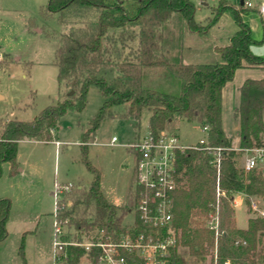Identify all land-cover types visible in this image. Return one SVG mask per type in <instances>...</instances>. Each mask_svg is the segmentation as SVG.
Segmentation results:
<instances>
[{
	"label": "trees",
	"instance_id": "trees-1",
	"mask_svg": "<svg viewBox=\"0 0 264 264\" xmlns=\"http://www.w3.org/2000/svg\"><path fill=\"white\" fill-rule=\"evenodd\" d=\"M48 0L41 13H60V22L68 24L63 14L73 8H96L97 21L75 22L58 48L54 65L61 97L44 109L32 121H0V177L2 164L16 167L17 145L22 139L44 138L50 141L60 118L68 111L82 112L87 104L90 87L98 88L105 101L82 133V162L92 174L89 188L73 186L64 191L59 201V218L68 220L80 240L84 234L104 231L114 239L126 230L125 221L136 206L139 187L136 166L124 206L110 202L101 189V173L88 158V145L94 143L102 121L114 114L112 108L124 105L123 116L138 124L145 113L150 115V136L157 140L168 125L177 121L208 126L206 145L223 148L220 167L213 166V156L199 149L176 152L177 187L173 197V227L177 246L171 251V264H183L180 251L187 249L197 259L209 257L214 264L215 249L218 264H264V217H251L244 229L236 226L234 199L245 197L249 206L254 198L264 201V171L246 170L242 163L244 150L264 147V78L247 79L239 88L240 101L234 111L239 122L240 147L233 148L232 139L222 126V96L226 84L234 79L238 69L264 68V57L254 55L250 27L242 21L241 9L220 0L213 8L208 25L195 21L196 7L192 0ZM231 8L238 31L226 46H216L221 61L213 64L172 63L170 52L164 49V26L178 14L194 32L207 33L222 12ZM249 8V7H248ZM260 12V11H259ZM264 27V21L262 22ZM115 68L118 74L111 80L101 72ZM160 69L159 80L147 83L144 69ZM71 92H73L71 94ZM139 126V125H138ZM219 185L222 195L217 197ZM12 202L0 199V245L8 237L7 223ZM219 212V235L206 226L211 214ZM138 227L140 224H137ZM66 264H80L84 252L68 248ZM20 256L25 261L24 245Z\"/></svg>",
	"mask_w": 264,
	"mask_h": 264
},
{
	"label": "rangeland",
	"instance_id": "rangeland-1",
	"mask_svg": "<svg viewBox=\"0 0 264 264\" xmlns=\"http://www.w3.org/2000/svg\"><path fill=\"white\" fill-rule=\"evenodd\" d=\"M124 1L125 8L130 10L131 3ZM192 1L196 7L195 21L208 25L214 17L213 8L220 0ZM226 1L235 10L241 9V0ZM244 1L252 4L248 8L244 3L246 12H241L242 21L250 27L257 42L251 46V51L264 57V15L259 12L264 0ZM47 4L48 0H0V121L29 122L57 103L61 97L58 68L54 65L57 50L75 22L95 23L100 13L96 8H73L63 14L69 22L65 24L60 22V13L42 15L41 9ZM164 31V49L170 52L172 63L213 64L221 61L215 47L228 45L238 31V24L233 10L226 8L207 33L191 31L178 14L164 26ZM117 74L115 68L101 72L108 80ZM160 74H163L160 69H144L148 84L158 81ZM262 78L264 68H240L223 89L222 126L235 149L240 147V125L234 117V109L240 101L239 87L247 79ZM104 101L98 88L90 87L85 109L64 114L50 141L43 137L22 139L17 145L16 167L11 162L2 164L0 199H9L12 205L8 237L0 245V264H24L20 256L22 244L27 264H55L52 248L55 185L89 188L93 177L82 162L81 137ZM125 110L124 105L113 107L112 112L121 116L106 117L96 132L94 143L88 145V158L101 173V189L117 206L126 203L136 165L134 153L125 144L147 135L150 120V115L145 113L138 124L123 116ZM166 131L178 135L185 145H195L204 136L200 125L185 121L173 122ZM113 137L118 140L115 144L111 143ZM236 207V226L244 229L254 215L243 200L238 201ZM180 253L183 264H211L209 257L197 259L187 249Z\"/></svg>",
	"mask_w": 264,
	"mask_h": 264
},
{
	"label": "built area",
	"instance_id": "built-area-1",
	"mask_svg": "<svg viewBox=\"0 0 264 264\" xmlns=\"http://www.w3.org/2000/svg\"><path fill=\"white\" fill-rule=\"evenodd\" d=\"M124 1V0H123ZM252 7L251 2H244ZM264 15V1L260 5ZM2 54H0V60ZM204 136L195 145H183L177 135L163 133L157 140L148 133L135 142L125 144L136 157L137 186L139 187L136 206L130 210L125 221L126 230L117 239L104 231L84 234L76 238V229L68 220L59 218V201L64 191L72 185H55V211L53 256L60 262L69 256L68 248H80L84 254L80 264H171V251L177 246V236L173 227V197L177 187L175 174L176 152L186 149H199L209 152L213 166L219 168L223 148L206 145L208 126L202 128ZM118 142L116 137L111 143ZM59 145V142H56ZM244 168L264 171V147L244 150ZM217 197L222 191L217 186ZM235 207L237 202L234 199ZM254 217H264V201L254 198L250 203ZM140 224L138 227L137 224ZM219 212L211 214L206 226L219 235ZM214 264H218V250L215 249ZM224 264H230L229 261Z\"/></svg>",
	"mask_w": 264,
	"mask_h": 264
},
{
	"label": "crops",
	"instance_id": "crops-1",
	"mask_svg": "<svg viewBox=\"0 0 264 264\" xmlns=\"http://www.w3.org/2000/svg\"><path fill=\"white\" fill-rule=\"evenodd\" d=\"M185 63V62H184ZM185 64H187V63H185ZM240 88V87H239ZM237 107H238V105H237ZM237 107H235V109L237 108ZM235 109H234V111H235ZM174 123H176V122H174ZM239 133V132H238ZM148 134V133H147ZM166 134H173V135H176L175 133H173V132H169V131H166ZM146 136V135H145ZM144 136V137H145ZM178 136V135H177ZM179 137V136H178ZM239 137H240V133H239ZM143 138V137H142ZM179 139H180V137H179ZM180 142H181V140H180ZM182 143V142H181ZM183 144V143H182ZM183 145H185V144H183ZM189 145V144H188ZM192 145V144H191ZM244 196L242 195V194H237L236 196H235V201L236 202H238V201H240V200H243V201H245L244 200ZM237 208V207H236ZM236 219H237V214H236ZM237 225H238V223H237ZM239 228V227H238Z\"/></svg>",
	"mask_w": 264,
	"mask_h": 264
},
{
	"label": "water",
	"instance_id": "water-1",
	"mask_svg": "<svg viewBox=\"0 0 264 264\" xmlns=\"http://www.w3.org/2000/svg\"><path fill=\"white\" fill-rule=\"evenodd\" d=\"M241 3H243V0H241ZM73 92H71V94H72Z\"/></svg>",
	"mask_w": 264,
	"mask_h": 264
}]
</instances>
